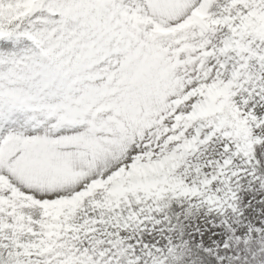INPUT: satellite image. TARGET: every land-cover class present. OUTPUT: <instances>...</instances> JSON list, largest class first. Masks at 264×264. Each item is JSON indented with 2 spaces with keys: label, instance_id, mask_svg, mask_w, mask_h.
<instances>
[{
  "label": "snow or ice",
  "instance_id": "obj_1",
  "mask_svg": "<svg viewBox=\"0 0 264 264\" xmlns=\"http://www.w3.org/2000/svg\"><path fill=\"white\" fill-rule=\"evenodd\" d=\"M0 264H264V0H0Z\"/></svg>",
  "mask_w": 264,
  "mask_h": 264
}]
</instances>
